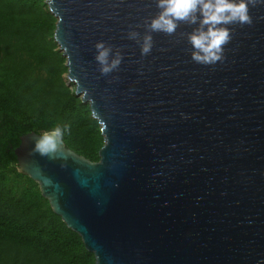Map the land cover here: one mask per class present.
I'll use <instances>...</instances> for the list:
<instances>
[{"label":"water","instance_id":"obj_1","mask_svg":"<svg viewBox=\"0 0 264 264\" xmlns=\"http://www.w3.org/2000/svg\"><path fill=\"white\" fill-rule=\"evenodd\" d=\"M45 2L68 84L89 104L104 146L98 162L63 139L41 155L30 133L15 150L18 171L96 264H264V5L249 6L251 24L228 25L224 59L204 65L188 41L199 23L151 33L141 55L155 0ZM98 41L110 60L122 56L107 75Z\"/></svg>","mask_w":264,"mask_h":264},{"label":"trees","instance_id":"obj_2","mask_svg":"<svg viewBox=\"0 0 264 264\" xmlns=\"http://www.w3.org/2000/svg\"><path fill=\"white\" fill-rule=\"evenodd\" d=\"M56 24L45 0H0V264H96L15 154L23 136L66 125V146L100 160L101 127L64 79Z\"/></svg>","mask_w":264,"mask_h":264},{"label":"clouds","instance_id":"obj_3","mask_svg":"<svg viewBox=\"0 0 264 264\" xmlns=\"http://www.w3.org/2000/svg\"><path fill=\"white\" fill-rule=\"evenodd\" d=\"M155 3L160 11L146 22L149 34L143 38L141 55H147L152 50L151 33L162 32L172 35L182 21L189 24L199 23L200 26L188 34V41L194 49L191 58L199 64L213 65L224 59V45L231 40L230 29L227 26L233 23L251 24L249 6L264 5V0H155ZM136 35L135 32L129 33L130 38ZM95 49L97 51L95 60L100 65L102 75L114 71L121 64L120 53L109 59L112 49L106 46L104 41H98ZM86 96L87 91L84 90L81 98ZM67 131L69 128L66 125H57L43 131L38 135L33 151L41 155L57 151Z\"/></svg>","mask_w":264,"mask_h":264},{"label":"rangeland","instance_id":"obj_4","mask_svg":"<svg viewBox=\"0 0 264 264\" xmlns=\"http://www.w3.org/2000/svg\"><path fill=\"white\" fill-rule=\"evenodd\" d=\"M64 79H65V81L67 82V84H68V78H67V74L64 76ZM69 85V84H68ZM76 87V86H75Z\"/></svg>","mask_w":264,"mask_h":264}]
</instances>
